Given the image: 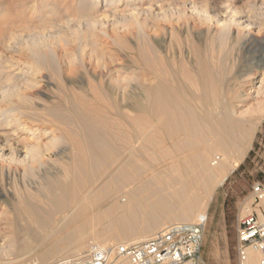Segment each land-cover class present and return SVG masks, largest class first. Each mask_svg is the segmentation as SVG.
<instances>
[{
	"label": "bare ground",
	"instance_id": "6f19581e",
	"mask_svg": "<svg viewBox=\"0 0 264 264\" xmlns=\"http://www.w3.org/2000/svg\"><path fill=\"white\" fill-rule=\"evenodd\" d=\"M54 1L47 0L46 3L50 4ZM59 1L69 3L77 0ZM121 1L123 6H136L137 11L143 9L149 11V14L153 12L152 14L159 19H156L158 21L151 27L154 33L151 44H147V48L138 46L139 57L151 75L149 83L137 82L131 85V94L124 97L123 92H120L124 88L122 85L117 88H107L102 83V76L99 75L101 76L98 79L100 88L88 81L86 88L83 85L80 86L79 92L68 90L69 94L63 97L67 104L65 110L61 109L59 104H48L45 107L43 105L44 108H36L24 93V95L15 93V86L7 94V97L16 94L17 97H15L23 104L22 106L24 104L33 106H24L26 110L21 111L24 116L15 117L12 123L10 122L12 119L10 121L5 119L6 117H2L4 121L0 119V168L6 176L15 177L20 168L23 170L22 173L27 169L36 168L34 166L36 163L38 168L39 163L40 166L42 164L43 156L59 145L64 147L62 151L69 150L70 154L62 173L57 175L58 169H56V175L50 174L51 178L41 181L42 183L37 185V194L23 192L19 196L16 195L18 198L12 206L16 231L25 234L28 240L31 238L33 241L22 239V236L18 240L19 248L22 252L25 250V254L30 248L33 250L34 246H31L35 243L34 250L39 253L37 255L42 262H47L45 264H58L66 258L80 262L84 251L91 244L108 246L118 241L124 243L142 240L154 232L148 227L152 222L160 226L163 222H194L195 217H205V208L215 188L222 184L228 174L238 166L254 135L255 124L247 118L245 106L251 93H254L250 86H255L257 82L262 84L264 80L252 82V79L258 77L257 68L262 65L259 61L261 59L252 57L253 60L244 65V71H247L244 85L246 89L234 91L223 88L222 90V87L215 83L219 79L215 80L217 76L212 72L214 62L210 65L206 60L207 56L214 53L212 45L207 47L203 55L198 53L194 57L197 58L196 65L191 68L186 61L176 62L162 56L161 48L166 47V50L168 48L172 50L173 45L172 47L162 45L159 32L163 26L166 32L161 33L172 35L175 27L167 31L169 28L167 29L166 24L173 19H175L174 23L182 20L177 13L185 8L184 13L187 12L189 17L197 18L199 22L205 23L202 25L207 24L208 28L213 25L215 31L212 30L211 33L215 32L219 45H217L216 53L225 58L229 53L225 40L232 33L233 27H236L234 29L236 31L234 35L232 34L233 36L230 35V38L232 41H240L245 49L260 34L264 15L262 9L257 10V8L263 0H245L253 7L249 11L243 10L242 7L237 8L232 4V0ZM35 2L36 0L28 2L29 5L31 4L30 8L35 6ZM77 3H81L78 7L80 9L88 7L92 10L96 6L95 0H79ZM78 17L80 18L79 15ZM211 33L209 35L213 37ZM43 35L34 40L31 39L33 41L31 44L24 43L23 49L32 59L33 71L43 67L54 72L56 60L52 50L55 48H51L53 43L48 42ZM81 39L79 40L82 41ZM211 39L208 40L211 41ZM214 40L212 44L217 42ZM43 49L46 51H42ZM192 49H194L193 46ZM84 50L87 49L84 48ZM168 52L170 54V51ZM7 67L10 68V66ZM252 68L254 72L251 73ZM222 76L225 77V75ZM28 82L27 86H35L34 81ZM21 88L24 90L23 87ZM94 88L104 91V96L98 95L101 94L100 92L95 93ZM114 89H118L120 93ZM90 92L93 93L87 98ZM104 99L109 101V104L107 103L108 108L110 107L109 111L94 103ZM119 99L126 103L122 105ZM34 102L37 101L34 100ZM20 103L16 104V108L20 106ZM103 104L106 103L103 102ZM19 108L22 109L21 106ZM45 122H51L57 127L39 129V125H44ZM27 133L32 136L25 137ZM43 138L47 140L41 142ZM27 139L35 141L30 143ZM142 156H147V160L141 161ZM39 176L36 178L40 179ZM39 179L38 181L41 180ZM22 183L25 184V182ZM261 203L264 205V200ZM256 211L261 218L264 217L259 207ZM19 220L25 221L23 227L17 225ZM163 226L161 224L159 228ZM3 258L6 259V257ZM29 258L30 261L26 257L23 260H13L8 256L6 263L29 264L35 260V257ZM241 264H260L259 253L248 250Z\"/></svg>",
	"mask_w": 264,
	"mask_h": 264
},
{
	"label": "rangeland",
	"instance_id": "374dc122",
	"mask_svg": "<svg viewBox=\"0 0 264 264\" xmlns=\"http://www.w3.org/2000/svg\"><path fill=\"white\" fill-rule=\"evenodd\" d=\"M30 1L31 0H0V54L2 55V57L0 55V104H2L0 105V119L2 117H6L5 119H7L8 121L12 119V121H10L12 123L15 120V117L18 118L24 116V114H21V111L26 110L25 107L33 106H26L27 104H24L25 107L22 106L23 104L18 102L19 100L17 101L18 98H16V94L9 95V97H7V94L10 93V90L13 86H15L16 88L15 93L17 92L20 95L25 94V96L29 98V100L34 104V107L36 108L41 109L45 106H48V104H59L60 108L65 110L67 108V104L65 103L64 98L65 94H69L68 90L79 92L80 86L83 85L86 88V86L88 85V81H91V84L97 86V88H100V83H98L100 80L98 79H100L101 76L102 83L107 88L112 89V87L117 88L119 87V85H122V87H124V90L122 89L120 90V92H123L124 97H127L129 96V94H131V85L137 82H150L149 76L151 75L149 74L147 69H145L142 63L143 60L141 59V57H139L138 46H146L145 48H147V46L152 42L151 39L154 33L153 28L151 27L153 26L154 22H157L159 20L152 14L153 12L149 14V11H145L143 9H138L139 11H137L136 6H123L121 4V0H95L94 5L96 6L95 8H92V10L88 9V7H85V9L82 7L81 9L78 8L81 4L77 3L79 2V0L74 2L70 1L69 3H61V1L55 0L50 4L46 3L47 0H36L35 6L33 8H30L31 4H28V2ZM232 1V4L237 6V8L241 9L242 7V9L246 11L252 10L250 8H253L251 7V3L245 0ZM258 3L260 2L258 1ZM263 4L264 0L261 1V5L257 8V10L262 9V13L264 15ZM182 11L177 13L181 16L180 19H182H179V23H174L175 19H173V21L171 20L168 24H166L168 25V27L166 26L167 29L169 28L167 31H169L170 28L173 30L175 27V32L173 31L174 35L172 34L174 38L172 37V35H170V37L169 34H164L166 32V29L161 26V31L159 32L161 34V38L159 36V39H161V44L165 46L168 45L170 47H172L173 45L174 47H172V50L171 48H168V50H166V47H162V56H165L166 59L171 58L176 62L186 61L192 68L196 65L195 61L197 58L194 57H196L198 53L203 55V52L206 51L207 47H210L212 45L211 47L213 48L214 53L211 56H207L206 60L210 65H212V63L214 62L213 64L215 65H212V72L213 74H215V76H217L215 80L219 79L215 81V83L217 84V86L220 85V87H222V90L224 88V90L232 89L234 91H242V89L247 88L244 86L247 71L245 72L243 67L244 65L248 64L249 61L253 60L252 57L261 59L259 61H261L262 64L257 68L259 70L258 77L254 80L252 79V82H256L259 79H264V25L262 27V24L264 23H261V32L257 35L258 37L255 38V40L253 39V41L248 44V47L246 46V49L240 41H238V43L234 40L232 41V39L230 38L235 34L236 31L234 30L236 29V27H233L232 33H230L231 36L228 35V39L226 38L225 40V42L227 41V45L225 44V46L226 48L229 47L227 48L229 53L227 54L228 57L224 58V56H218L216 53L219 45L217 44L218 40L216 38L215 32L211 33L212 30L215 31L213 25L211 27L209 26L210 28H208L207 24L204 26L202 25L203 22H199L197 18L195 19L189 17V14L187 15V12L184 13V11H186L185 8H183ZM78 15L80 16V18L78 17ZM156 19L158 20L156 21ZM188 19L189 21H187ZM84 20L85 22H82ZM169 24L171 26H169ZM207 30H209L208 33ZM163 31L164 33H161ZM39 32L41 33V35L44 34L43 37H45L48 42L53 43L51 45V48H55L54 50H52L54 53V59L56 60V68L54 72L43 67H40L37 70L34 69L33 71L32 68L34 65L32 64V59L29 57L28 52L23 49L24 43L28 42L31 44L33 43L32 40L36 39L38 36H41L39 35ZM210 33L213 35V37L209 35ZM46 36L49 37L47 38ZM209 37H211L212 39ZM79 39H81L82 41H80ZM169 39L171 40L172 44L171 42H169ZM208 39H211V41ZM214 39L217 40V42ZM212 40H214L215 43L213 42L212 44ZM234 43H236V46L234 45ZM192 46L194 47V49H192ZM81 47H83V49H81ZM84 48L87 50H84ZM190 50L191 52H189ZM42 51L46 50L43 49ZM168 51H170V54ZM230 51H232V54L230 53ZM172 54L174 57L171 56ZM2 58L6 59L2 60ZM91 61L94 62L91 63ZM98 63H100V65ZM7 66H10V68H8ZM220 66L221 68H219ZM41 69L42 71L40 72ZM36 71L37 74H35ZM252 71L254 72V68H252L251 73ZM222 75H225V77ZM27 80L30 82L31 80L34 81V87L37 90L34 87L27 86L29 83ZM262 81V84L257 82L255 86L259 85L262 87L264 85V80ZM223 83L224 85H222ZM255 86H250V88L254 90V93H251V97L253 98H248L245 106V110L248 113L246 115L247 118H250L255 124V129L253 132L254 135L251 139L250 146L244 157L239 162L238 166L228 174L227 178L222 184L218 185V187L215 188L214 193L208 205L206 206L207 208H205L206 223L201 247L202 264H241V257L239 254L237 240V228L239 220L245 215L256 211L258 207L264 214V205L261 202L253 201L252 192L253 187L257 183H261L262 185H264V89L261 90L262 88H264V86L262 88H258ZM21 87H23L24 90ZM25 87L27 88L25 89ZM94 91L97 94L100 92L101 94L98 95L104 96V91L98 89L95 90V88ZM114 91L120 93L118 92V89H114ZM91 93L93 92H90L87 95V98L91 97ZM1 98H3V100ZM120 99L119 102L124 105L126 101H120ZM34 100L37 102H34ZM103 102L106 104H103ZM108 102L109 101L104 99L102 101L100 100L94 103L96 104V106H103L104 108H106V110L109 111L110 107L108 108ZM19 103L22 109L19 108V105V107H17L18 109L16 108V104ZM2 120L4 121V118H2ZM7 120L6 122H8ZM49 124L51 125L52 123L45 122L44 125H39V129H52L54 128V126L57 127L54 124H52L50 127ZM26 135L29 136V138L32 136V134L30 133L25 134V137H27ZM44 140L47 139L43 138L41 139V142H45ZM27 141H30V143H34L33 141L35 140L27 139ZM63 148L64 147H61L59 145L54 150L51 149V152L49 154H45L41 159V163L43 164L44 162V165L48 166L45 167L42 164L40 166V163L38 162L40 168H37L36 163L34 165L36 168L27 169L25 171L28 176L27 174H25V172L22 173L23 170L22 168H20L21 172L20 170H17V174L15 175V177H8L0 168V260H2V262L0 261V264H8L6 263V259L8 256L9 259L13 258V260H23L26 257L29 259V261V257H31V259L35 257V260L30 262L29 264L47 263H44L40 260V257L38 256L39 253L34 250V247L36 245L35 243H33V245L31 246H34L33 250L32 248H30L25 254V250H23L24 252H22L21 248H19V238L23 236L22 239H28L26 238L25 234H21L16 231L14 219L15 215L13 214L14 212L12 206H14L16 199L18 198L17 196H19L21 193L30 192L33 194H37V185L39 183H42L41 181L47 178H51V175H56L57 172V175L60 174V172L62 173L65 167V162L68 161V157L70 156L69 150L62 151ZM64 158L67 159L64 160ZM140 160H147V156L140 157ZM56 169H58L57 172H55ZM30 171L32 173H29ZM31 174L34 176H32ZM37 176H39L41 180L39 178H36ZM21 177L23 180L21 179ZM38 179L40 181H38ZM20 180H22V182H25V184ZM29 181L30 183H28ZM196 219L197 218L195 217L193 221H196ZM20 221L22 220L17 221V225L19 227H23L25 225V221ZM168 224H170V222H165L162 224V226L164 225L163 227H165ZM33 228L36 230L35 225H33ZM160 229L162 228H159V230ZM155 232L156 230L153 233ZM153 233H151L150 235H152ZM28 241L31 242L32 239L29 238ZM117 243L121 242L118 241L116 242V244ZM13 248H15V250ZM18 248L21 251L18 250ZM3 257H6V259Z\"/></svg>",
	"mask_w": 264,
	"mask_h": 264
},
{
	"label": "built area",
	"instance_id": "2783aa9c",
	"mask_svg": "<svg viewBox=\"0 0 264 264\" xmlns=\"http://www.w3.org/2000/svg\"><path fill=\"white\" fill-rule=\"evenodd\" d=\"M252 192L254 202L264 200L261 183H257ZM205 223L206 218L199 217L194 222L170 223L142 240L108 246L91 244L80 262L66 258L58 264H202ZM237 240L241 261L248 250H252L259 253L260 264H264V217L256 211L242 217Z\"/></svg>",
	"mask_w": 264,
	"mask_h": 264
},
{
	"label": "crops",
	"instance_id": "0c3cea01",
	"mask_svg": "<svg viewBox=\"0 0 264 264\" xmlns=\"http://www.w3.org/2000/svg\"><path fill=\"white\" fill-rule=\"evenodd\" d=\"M164 223V222H163ZM163 223H161V224H163ZM161 224H160V226L158 225L157 226V224H155L154 222H152V223H150L149 225H148V227L149 228H151L153 231H155V230H158V228L159 227H161ZM157 232V231H156ZM154 234V233H153ZM151 236V235H150Z\"/></svg>",
	"mask_w": 264,
	"mask_h": 264
}]
</instances>
